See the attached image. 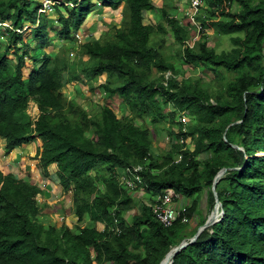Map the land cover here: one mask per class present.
I'll use <instances>...</instances> for the list:
<instances>
[{"label":"trees","instance_id":"obj_1","mask_svg":"<svg viewBox=\"0 0 264 264\" xmlns=\"http://www.w3.org/2000/svg\"><path fill=\"white\" fill-rule=\"evenodd\" d=\"M59 2L56 27L38 15L36 1L0 0V23L13 29L37 26L29 29L36 44L24 80L27 33L0 31L5 40L0 41V137L6 154L34 142L42 177L56 167L62 195H70L75 226L84 218L86 223L74 229L45 227L38 218L41 189L0 170V264H160L172 248L186 243L172 264H264V0H207L203 31L193 48L184 46L191 32L166 5L157 8L152 0ZM95 3L119 11L122 24L79 44L87 57L80 69L65 59V45L56 54L42 52L52 33L73 42ZM150 13L161 22L146 19ZM165 31L178 47L172 56L164 55L163 39L154 42ZM208 31L229 37L232 49L216 53L208 47ZM8 52L15 57L13 66L5 59ZM176 59L209 78H184L173 65ZM80 74L89 92L106 94V101L116 103L113 108L102 105L89 113L65 98L60 90L81 81ZM30 101L37 105L35 118L26 114ZM177 113L191 120L186 133ZM146 122L169 138L168 150L153 151L154 135ZM181 138L193 149L179 143ZM137 166L145 192L172 190L190 200L187 223L163 228L146 202L125 218L136 203L113 172ZM222 169L215 188L221 216L190 243L215 208L212 184ZM115 219L118 235L112 231Z\"/></svg>","mask_w":264,"mask_h":264},{"label":"rangeland","instance_id":"obj_2","mask_svg":"<svg viewBox=\"0 0 264 264\" xmlns=\"http://www.w3.org/2000/svg\"><path fill=\"white\" fill-rule=\"evenodd\" d=\"M33 3L35 2V0H31ZM39 0H37L38 2ZM153 4L157 7L160 8L162 6L167 7V9H169V11H171V13H173V15L179 19V21L181 20V14L183 11L184 6H187L186 2L187 0H152ZM69 5V4H68ZM174 7V9H173ZM70 8V6H69ZM172 8V9H170ZM93 14L90 16L89 20L93 21L89 27H87L86 29H83L84 25L81 27V30L79 31L80 34H83L84 36H86L87 40H96L100 37V35H104L105 33L110 34V31L107 32V30L109 29L110 26H115L116 28H119L122 24V18L121 15L119 13V11H105L104 9H100V5L97 3H95V5L93 6ZM238 8L237 6L233 5L232 6V11H236ZM182 10V11H181ZM54 11V10H53ZM49 12V14H47V16L43 15V19L48 20V23L50 26H54L57 20V14L55 13L56 10L54 12ZM47 17V18H46ZM146 19L150 20L151 23L155 24L157 22H161V20L159 19L160 17L155 14V13H150L148 15L145 16ZM183 22V26L185 27V21ZM57 27V26H56ZM208 35V47H212L215 49L216 53H221V52H227L230 51L232 49V44L230 41L229 37L226 36H218L216 34L211 33L210 31H208L206 33ZM160 39L164 40V55L166 56H172L174 55L175 51L178 49V47L176 46L172 36L170 35V33H168L167 31H165L164 33L160 34V35H156L154 37V42L159 41ZM29 40V38H28ZM50 40L53 41V43L51 45L47 44L42 52L44 53H49V54H56V52L58 50H61V48L65 45V47L67 48V51L65 53V59L68 62H74L75 65H78V69H80V63L83 62L84 59H86L85 56H82L81 54V50L79 45L76 46V43L74 42H65L62 41L60 42L56 36L52 34H50ZM2 42L4 43L5 40L2 39ZM32 42V41H31ZM151 43H153V37L151 38ZM32 47L30 48V51H33V45L34 42H32ZM65 48V49H66ZM71 50V51H70ZM34 53V52H33ZM10 59H13L12 56H10L8 54L7 56ZM41 60V58H40ZM173 65L175 66V68L179 69L180 72L182 73V76L184 78H198V77H205V79L209 78L208 73L205 72H201L199 69L197 68H193L191 66H188L184 63H182V61L180 60H173ZM26 66H28L27 68L30 69L31 68V64L29 61H26ZM25 70V74L28 73L29 70ZM79 72V71H78ZM80 73V72H79ZM27 75V74H26ZM25 75V76H26ZM158 74L155 73V77H157ZM66 77V76H65ZM169 75H165L164 79H168ZM80 79L81 81H73L71 83H67L61 90L60 92L65 96V98L69 101V100H74L78 105H80L82 108H85L89 113H97L100 110L99 106L102 105H107V106H114V104L111 100H105L106 99V94H99V95H92L89 92L88 87L84 84V79L83 76L80 75ZM83 82V83H81ZM216 88L218 87H212V93H216ZM34 105L31 103L30 107L27 108L26 110V114L28 116L31 117H35L37 115V110L35 111V107H33ZM117 107V106H116ZM113 108V107H112ZM164 110L168 111L171 110L169 106H164ZM114 111L116 113V115L118 117H120L122 115V110L121 108L115 109ZM137 125H140V122L136 121ZM146 126L148 128H150L149 123L146 122ZM161 128V126H160ZM150 131H152L153 133V150H155V153L158 154L159 152L165 151L167 147H169V141L167 140L166 135L163 133V131L157 130V131H153L150 128ZM189 145H192V143L190 142ZM164 147V149H163ZM11 155V154H10ZM30 155V156H29ZM28 156H25L24 159H20L18 162H12L10 161L9 158H6V156H1L0 157V165L4 162L5 158V164H11L12 165V170H10L11 172H13L14 174L18 175L19 178H22L24 180H28L31 181L33 184L41 187L44 191L42 193V195L40 197H38V204L39 206H41L42 208H44L43 213L38 217L40 222L45 226L48 227L51 224L55 225L56 227H59L61 224H65L67 225L69 228L74 229L76 226H82L84 225L86 222V218H84V220L79 223L78 225L75 226L76 223V218H73V214H70L71 210H72V206L70 205V195H62V191L60 186L57 184L56 179H52L51 183H49L46 178L42 179L41 178V171L38 168V166H36V162L37 160H34V156L33 153L29 154ZM202 158V157H201ZM11 160H16L15 156L13 155L11 157ZM16 163V164H15ZM38 165V164H37ZM52 168V167H51ZM55 170V169H54ZM5 171H7V169H5ZM52 172H55L52 170ZM50 186L48 187L47 185ZM136 191V190H135ZM134 192V191H131ZM194 199V198H193ZM136 200V204L134 205V210L128 212V214H126L125 216L130 217L132 214L136 213L139 211L140 207H141V200ZM146 200V199H145ZM184 201L186 204L189 205L190 200H187V198H184ZM190 206V205H189ZM202 211L204 212V205L201 207ZM48 217H52V220L48 219ZM63 218V219H61ZM74 224H73V223ZM192 224L188 225V228H191ZM97 228L99 230H102V226L97 225Z\"/></svg>","mask_w":264,"mask_h":264},{"label":"built area","instance_id":"obj_3","mask_svg":"<svg viewBox=\"0 0 264 264\" xmlns=\"http://www.w3.org/2000/svg\"><path fill=\"white\" fill-rule=\"evenodd\" d=\"M41 1L39 13L42 14L52 12L54 10V6L59 4V0ZM186 4L187 6H184L183 11L181 10V20L186 22L184 24L185 29L192 31V35L189 40L185 42L184 46L193 48L201 32L203 31L200 18H205L206 16L207 0H187ZM182 23L183 22H181V24ZM82 37L83 36L78 33L75 34V39L79 42L82 40ZM175 120L180 125L182 133H186L189 125H191L189 116L186 113H177ZM167 140L169 139L167 138ZM179 143L190 146V141L185 140L184 138H181ZM180 159L181 157L179 156L177 158V162H179ZM141 171L142 168L139 166L121 169L116 168L113 172V176L118 181L123 190H126L127 192L137 190V193L143 192L145 196L150 199L152 215L163 228H170L177 221L187 223L186 204L183 202V200H181L180 196H178L172 190H166L161 194L145 192L142 188H140L143 186ZM116 223L117 220L115 219V227L112 229V231L118 235L120 234V230L116 227Z\"/></svg>","mask_w":264,"mask_h":264},{"label":"clouds","instance_id":"obj_4","mask_svg":"<svg viewBox=\"0 0 264 264\" xmlns=\"http://www.w3.org/2000/svg\"><path fill=\"white\" fill-rule=\"evenodd\" d=\"M60 1V0H59ZM41 0L38 2L39 4H40V7L38 8V15L39 16H43V15H45V16H47V14H49V12L48 13H45V14H42V13H39V9L41 8ZM59 4H60V2H59ZM59 4H57V5H59ZM56 6V5H55ZM55 6H54V11H55ZM53 11V12H54ZM56 13V12H55ZM47 18V17H46ZM177 19V18H176ZM177 20H179V19H177ZM57 21V20H56ZM56 24H57V22L55 23V25L54 26H56ZM34 28H37V26H31L29 23H25L24 24V26H23V29H13V27L8 23V22H4V23H0V31H2V30H10V31H13L14 33H16V34H23V33H27L26 34V36H25V38H26V41L29 43V50H30V48L32 47V42H34L33 41V39H32V37H31V35H30V30L29 29H34ZM191 32V35H192V31H190ZM75 34H77V33H74L73 34V42L74 43H76V46H78L82 41H84V40H87L86 39V36H84L83 34H80V33H78V34H80V35H82L83 37H82V40L79 42L78 40H76L75 39ZM191 35H190V37H191ZM28 38H29V40H28ZM0 41L2 42V39H0ZM32 41V42H31ZM60 41V40H59ZM60 42H62V41H60ZM53 43V41L52 40H50V44L49 45H51ZM67 43V42H66ZM70 43V42H69ZM35 44H36V42H34V47H35ZM34 47H33V49H34ZM59 51V50H58ZM32 53H33V51H30V54H29V57L25 60V64H26V61H29L30 62V64H31V68L30 69H28L27 67L28 66H26V68L24 69V71L25 70H31L32 69V60H31V55H32ZM8 54L10 55V56H12V58L13 59H10V58H8L7 56H8ZM49 54V53H48ZM5 59L9 62V64H10V66H13V65H15V63H16V61H15V57L13 56V54L11 53V52H8L6 55H5ZM39 66V65H38ZM27 74V73H26ZM25 74V72H24V75H23V80L24 79H26V77H27V75ZM26 75V76H25ZM83 76V75H82ZM83 81H84V83H86V80H85V78H84V76H83ZM33 104L34 106L33 107H35V111L37 110V114H38V109H37V105L33 102V101H30L29 103H28V106H27V108L28 107H30V104ZM27 110V109H26ZM37 116V115H36ZM35 116V117H36ZM31 117V116H30ZM35 117H31V118H35ZM167 137V136H166ZM168 138V137H167ZM169 139V138H168ZM0 140H3L4 141V148H3V150H2V153H1V155L2 156H9V154L11 153V152H13V151H11L10 153H8V154H6V152H5V148H6V141H5V139L4 138H2V137H0ZM169 141V146H170V144H171V141L170 140H168ZM32 143H34V142H32ZM29 144H31V143H29ZM35 144V143H34ZM26 145H28V144H26ZM36 145V144H35ZM23 146V145H22ZM21 146V147H22ZM21 147H19V148H21ZM188 148L190 149V150H192L193 149V144L192 145H190V146H188ZM177 162V161H176ZM0 170L2 171V169L0 168ZM2 172H6V171H2ZM142 177V176H141ZM137 191V190H136ZM135 190H134V192H130V194L131 195H133V194H135L136 193V196L139 194V193H137ZM163 193V192H162ZM175 193V192H174ZM154 194H157V193H154ZM159 194H161V193H159ZM178 195V194H177ZM179 196V195H178ZM133 197V200L136 202V200H135V196H132ZM181 198V200H183V202H185L184 201V198H182V197H180ZM137 201H138V199H137ZM146 203H149V204H151L150 202V199L149 198H147L146 199V201H145ZM144 203V202H143ZM142 204V203H141ZM186 204V203H185ZM188 206V204H186V207ZM219 212H221V211H219ZM222 213V212H221ZM128 214V213H127ZM218 216H221V215H218ZM217 216V217H218ZM127 216H125V218H126ZM98 225H100V226H102L103 227V225H101V224H98ZM103 229V228H102Z\"/></svg>","mask_w":264,"mask_h":264},{"label":"crops","instance_id":"obj_5","mask_svg":"<svg viewBox=\"0 0 264 264\" xmlns=\"http://www.w3.org/2000/svg\"><path fill=\"white\" fill-rule=\"evenodd\" d=\"M36 2H37V0H35ZM39 2V1H38ZM100 9H102L101 7H100ZM105 11H111V10H109V9H104ZM93 21L91 20H88V22H86L85 24H84V28L83 29H86L87 30V27H89L90 26V24L92 23ZM63 43V42H62ZM86 57V56H85ZM87 60V57H86V59H84L83 61L85 62ZM81 75V74H80ZM4 141L3 140H0V155H1V153H2V150H3V148H4ZM163 149H164V147H163ZM169 149V147H167L166 148V150H168ZM165 150V151H166ZM153 151H155V150H153ZM31 153H33V155L32 156H34L35 157V155H36V145L34 144V143H31V144H28V145H23L21 148H17V149H15L13 152H11L10 154H9V156H7L6 158H9L10 159V161H12V162H18L20 159L22 160V159H24L25 158V156H28L29 154H31ZM15 156V158H16V160L14 161V160H11V157L12 156ZM2 156V155H1ZM0 156V157H1ZM30 156V155H29ZM28 156V157H29ZM6 158H5V160H4V162L0 165V168L2 169V171H5V169H7V171H10V170H12V165L11 164H5V161H6ZM16 164V163H15ZM37 164H38V161L36 162V166H37ZM52 167V168H51ZM51 167H49V177L48 178H46V180L49 182V183H51V180H50V178H52V179H56V182H57V184L59 185V180H58V177H57V174H56V167L55 166H51ZM55 169V170H54ZM52 170L53 171H55V172H52ZM11 172V171H10ZM13 173V172H12ZM14 174V173H13ZM16 175V174H15ZM16 176H18V175H16ZM19 177V176H18ZM41 178L42 179H44L43 177H42V174H41ZM37 186V185H36ZM48 187L50 186V184L49 185H47ZM39 187V186H38ZM40 189H41V191H42V193H43V189L41 188V187H39ZM132 196H135L134 198L135 199H138V200H141L142 202H145L146 200L145 199H147V197L145 196V194L143 193V192H139V194L136 196V193L135 194H133ZM41 207V206H40ZM42 208V207H41ZM43 210H44V208H42V211H41V214L43 213ZM70 214H73V218H72V220L74 219V213H73V210H71V212H70ZM48 219H50V220H52V217H48ZM73 223V222H72ZM74 224V223H73ZM52 225V224H51Z\"/></svg>","mask_w":264,"mask_h":264},{"label":"water","instance_id":"obj_6","mask_svg":"<svg viewBox=\"0 0 264 264\" xmlns=\"http://www.w3.org/2000/svg\"><path fill=\"white\" fill-rule=\"evenodd\" d=\"M237 123H240V122H237ZM233 148H237L239 150H241L240 148H238L237 146H232ZM225 172V169H222L220 170L217 175L214 177L213 179V184H212V191H213V196H214V199H215V208L214 210L209 214L208 218H207V221L205 222V224H203L202 226H200L195 235H194V238L192 239V241L190 243H193L195 241V239L202 233V231L208 227H210L211 225H213L216 220H217V216L218 215H221V212L220 211V207H221V204L217 198V194H216V191H215V188H216V184L217 182L220 180V178L223 176ZM189 245V243H186V244H181L180 246L178 247H174L172 248L165 256V258L163 259V261L160 263L162 264L163 262H165L168 258H169V263L168 264H172V259L173 257L179 253L181 250H183L185 247H187Z\"/></svg>","mask_w":264,"mask_h":264},{"label":"bare ground","instance_id":"obj_7","mask_svg":"<svg viewBox=\"0 0 264 264\" xmlns=\"http://www.w3.org/2000/svg\"><path fill=\"white\" fill-rule=\"evenodd\" d=\"M168 263H169V258L165 262H163L162 264H168Z\"/></svg>","mask_w":264,"mask_h":264}]
</instances>
